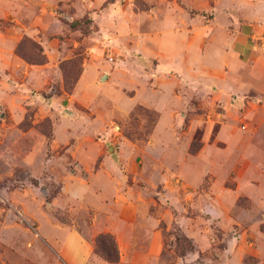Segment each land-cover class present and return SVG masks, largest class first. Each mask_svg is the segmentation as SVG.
Masks as SVG:
<instances>
[{
  "label": "crops",
  "instance_id": "0c3cea01",
  "mask_svg": "<svg viewBox=\"0 0 264 264\" xmlns=\"http://www.w3.org/2000/svg\"><path fill=\"white\" fill-rule=\"evenodd\" d=\"M105 4L107 15L119 0H0V183L17 182L19 170L38 182L1 190V200L22 210L36 227H24L12 219L14 209L0 206V264H38L24 257L40 243L35 231L47 232L63 264H201L213 251L211 218L198 226L183 212L153 209L139 183L161 185L166 193L188 199L201 196L197 191L205 177L213 178L215 189L232 178L233 169L238 192L254 205L244 210L240 224L255 233L256 261L264 264V0H161L165 8H181V19L145 20V32L129 37L113 29L109 21L114 20H102L94 36L101 43L87 48L73 94L54 93L52 72L62 55L55 36L58 10L76 9L80 19ZM25 35L40 42L45 64L29 63L17 53ZM199 97L211 113L216 105L226 110L217 139L224 140V153L231 157L223 163L211 158L213 142L187 157L191 140L182 133L184 108ZM137 105L159 113L143 147L127 139L120 125ZM45 120L51 138L37 127ZM111 146L113 155L107 153ZM164 153H175L176 159L151 160ZM148 169H157L158 184ZM56 183L64 206L76 203L92 213L93 237L43 211V197L50 193L46 186ZM174 222L190 237L207 241L196 243L191 255L168 256L163 224L170 228ZM100 234L115 237L117 263L95 254ZM222 264H232L231 259Z\"/></svg>",
  "mask_w": 264,
  "mask_h": 264
},
{
  "label": "rangeland",
  "instance_id": "374dc122",
  "mask_svg": "<svg viewBox=\"0 0 264 264\" xmlns=\"http://www.w3.org/2000/svg\"><path fill=\"white\" fill-rule=\"evenodd\" d=\"M107 8L108 4H105V7L98 10H89L80 19L75 18V15L78 13L76 9L69 10L68 8H64L58 10V14L61 16L59 17L60 20L55 21V31L58 33L55 36L60 41L59 49L62 51V55L55 67V71L52 72L51 87L54 93L73 94L74 87H76L75 83L80 75L81 64L84 65L87 57V48L101 43L94 36L101 29L100 22L102 20H114L109 21L113 29L116 32L121 30L124 36L129 37L132 33L145 32V20L181 19L182 14H184L181 8L171 6L165 8L161 4V0H119L118 6L105 15ZM68 12H70V17H67ZM195 13L196 11L191 12L192 15ZM199 14L202 16L201 13ZM204 15L207 16L208 13ZM128 37L125 39L127 40ZM104 42L107 44L115 43L111 40H104ZM20 44L24 55L30 58V60L47 58L44 55L42 45L37 39L25 35ZM104 57L105 59L107 58L106 54ZM128 93L132 95L133 92ZM210 108L204 104L201 97L195 101L194 105L184 108L186 117L184 118L182 133L185 138L188 137L191 140L188 151L189 156L187 155V157L197 156L204 145L213 142L214 150L212 151L211 158L223 163L231 157L230 153H224L226 148L224 140L217 139L221 128L227 121L224 117L226 110L223 106L216 105L211 113ZM158 119L159 113L142 105H137L129 118L120 124L122 126V133L127 139L143 147L149 141ZM46 121H43L39 125L42 127V132L51 138V125L45 123ZM29 124V121L26 120L22 123L21 127L26 130ZM96 139L100 140L101 136H97ZM251 139L254 140V137ZM109 145L110 142L105 146ZM111 147L115 148V146ZM107 153L110 152L108 151ZM170 156H173V160L169 159ZM161 159L164 162L171 163L176 159V154L164 153L162 158H158V156L156 158L154 155L151 157L153 161ZM218 171L223 175V168L218 169ZM145 172L153 184L159 183L157 169H148ZM236 172L237 170L233 169L231 173L232 178H229L225 183L217 184L215 189L213 178L205 177L197 191L201 196L196 194L193 198L189 197L188 199L187 196L178 198L176 194L166 193L165 190H162L161 185H154L152 187L144 182L139 183L148 192V196L152 200L151 208L153 209L168 210L177 215L179 212H183V214L187 215V218L196 220L198 226L207 225L206 219L211 218L209 224L213 227L214 231L210 233L209 240L213 245V251L206 254V257L203 256L201 258V264H222L223 259L227 261L228 257L231 259L232 264H257L255 257L256 247L254 244L255 233L248 231L249 228L247 226L240 224L243 214L246 211L253 210L254 205L246 194L238 192L239 184L234 175ZM16 181L13 184L0 183V194L2 193L1 190L7 187V185L13 188L14 185L18 187L20 184H38L29 174L25 173V170L17 172ZM46 187L50 193L43 197V211L45 213H53L52 215L56 223L76 226L86 235L93 237L92 213L79 209L76 203L68 202L64 206L65 201L61 196L59 197L61 186L57 183ZM212 188L213 191L211 190ZM244 188L245 186L242 185L240 192H243ZM195 196L198 200L194 199ZM54 200H56L55 204H53ZM2 205L15 211V208L3 202L0 196V206ZM229 205L231 206V210L227 212L230 208ZM70 208L73 209L72 212L69 211ZM206 211L209 212V215L205 216ZM197 213L200 214L198 218L196 217ZM15 214L16 217L12 219L20 221L24 227H28L29 229L36 227L35 224L28 221L22 210L16 208ZM43 219L47 221L48 217L44 216ZM49 219H52V216ZM252 219L253 221L255 220V218ZM170 226L169 228L168 225L163 224L164 241L168 256L191 255V253L197 250L196 243H205L207 241L206 238L198 236L195 238L190 237L181 229L179 223L174 222ZM167 228H169L168 231L166 230ZM189 229L193 231V234H196L195 225H189ZM34 233L39 236L40 243L32 251L25 253L24 257H27L26 261H29V263L30 261H35L38 264H63L57 249L48 243L47 232L46 234L37 233V231ZM54 235L57 234L54 233ZM207 257L210 261L207 260Z\"/></svg>",
  "mask_w": 264,
  "mask_h": 264
},
{
  "label": "trees",
  "instance_id": "16d2710c",
  "mask_svg": "<svg viewBox=\"0 0 264 264\" xmlns=\"http://www.w3.org/2000/svg\"><path fill=\"white\" fill-rule=\"evenodd\" d=\"M80 23V21H79ZM17 53L27 62L32 63V64H45L47 62V58H42L41 59H33L30 60V58H27L22 49H21V44H19ZM38 57H40L38 55ZM83 71V65L81 64L80 68V75ZM80 75L75 83V86L80 78ZM75 88V87H74ZM45 123H49L50 121H46ZM38 129L42 131V127L39 125L37 126ZM195 150V149H194ZM193 150V151H194ZM95 254L99 256L100 258L104 259L105 261L109 263H117L119 261V250H118V245L116 242V239L113 235L111 234H100L96 237L95 239Z\"/></svg>",
  "mask_w": 264,
  "mask_h": 264
},
{
  "label": "water",
  "instance_id": "95a60500",
  "mask_svg": "<svg viewBox=\"0 0 264 264\" xmlns=\"http://www.w3.org/2000/svg\"><path fill=\"white\" fill-rule=\"evenodd\" d=\"M109 152H110L112 155L115 154V148L111 147V148L109 149Z\"/></svg>",
  "mask_w": 264,
  "mask_h": 264
},
{
  "label": "built area",
  "instance_id": "2783aa9c",
  "mask_svg": "<svg viewBox=\"0 0 264 264\" xmlns=\"http://www.w3.org/2000/svg\"><path fill=\"white\" fill-rule=\"evenodd\" d=\"M108 60H109L110 62H113V61H114V59H113L112 57L108 58Z\"/></svg>",
  "mask_w": 264,
  "mask_h": 264
}]
</instances>
